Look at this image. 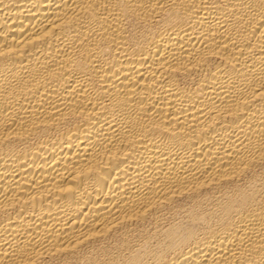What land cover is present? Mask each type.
Listing matches in <instances>:
<instances>
[{
	"label": "bare ground",
	"instance_id": "6f19581e",
	"mask_svg": "<svg viewBox=\"0 0 264 264\" xmlns=\"http://www.w3.org/2000/svg\"><path fill=\"white\" fill-rule=\"evenodd\" d=\"M0 264H264V0H0Z\"/></svg>",
	"mask_w": 264,
	"mask_h": 264
}]
</instances>
